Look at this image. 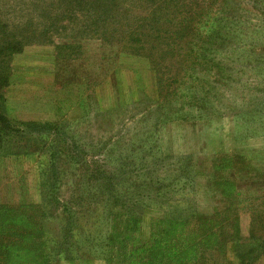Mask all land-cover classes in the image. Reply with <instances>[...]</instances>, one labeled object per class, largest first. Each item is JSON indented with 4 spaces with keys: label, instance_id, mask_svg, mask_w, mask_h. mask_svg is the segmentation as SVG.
Returning <instances> with one entry per match:
<instances>
[{
    "label": "rangeland",
    "instance_id": "1",
    "mask_svg": "<svg viewBox=\"0 0 264 264\" xmlns=\"http://www.w3.org/2000/svg\"><path fill=\"white\" fill-rule=\"evenodd\" d=\"M37 4L42 0H0V116L7 122L0 127V206L28 219L27 229L10 228L26 238L8 242L24 253L19 263L191 264L194 255L198 264H239L231 242L214 253L215 235L185 225L230 222L238 250L264 237L251 228L253 209L264 211V0L228 5L232 17L244 15L236 22L242 29L217 34L212 48L198 44L201 28L189 33L196 42L182 37L172 48L189 57L178 62L99 39L101 31L81 14L65 19L67 29L56 18L46 37L44 30L32 35L28 25L47 19L31 13ZM231 44L248 55L253 50L255 58L232 53ZM201 48L208 58L198 54ZM157 77L166 83L162 93ZM27 123L49 131L31 135ZM53 163L57 188L48 181ZM145 165L152 173H143ZM183 166H190L186 179ZM223 169L228 191L217 186ZM112 171L123 177L115 188L118 205L106 202L97 180ZM64 208L78 219L72 261L61 252L69 242L56 237L67 221ZM252 264H264V253Z\"/></svg>",
    "mask_w": 264,
    "mask_h": 264
},
{
    "label": "trees",
    "instance_id": "2",
    "mask_svg": "<svg viewBox=\"0 0 264 264\" xmlns=\"http://www.w3.org/2000/svg\"><path fill=\"white\" fill-rule=\"evenodd\" d=\"M51 1V0H50ZM56 2L65 3L66 6L64 7H58V5L52 3L49 6L46 5V2L42 0V5L37 4V6L33 5L31 10V13L34 11L38 12L37 14L40 19L42 14L47 15V19L43 22L44 25H39L36 21L35 24L32 22L31 25H26V27L31 31L32 35L37 34L39 32H43V36H47L49 33L48 31L51 30V21L56 20H64L63 27L65 29L69 28L67 26V23L65 19L68 16H76L78 14H81V16L86 17L84 19V22L89 23L92 27L91 29L96 30V32L101 31L99 39L109 41L108 39L112 38L113 40H116L118 42L122 41L125 44L137 45V48L146 53V54H153L155 52H160L162 56L158 59H166V58H175L177 60L176 62L180 61L181 58L185 59L189 57L188 54L178 55L172 48L178 44L183 37V42L191 43L196 42L193 36H190L189 33L191 32H197L199 34V30H201L200 38L198 39V44H200L203 40L206 44L210 45L212 48L216 45H211L213 40H216L218 35L221 34L224 38L226 37V34L223 32L224 30H231V29H242L240 28V24L236 23L238 20H244V15L239 14L237 17H232V12L230 10L229 13H227V7L228 5L231 6L232 2L234 0H54ZM71 1L74 5H71ZM81 1H85L86 5L84 7H81L80 5H77V3H81ZM215 4H219L217 9V13L214 12L213 8ZM6 8V7H5ZM15 7H12V10H14ZM53 12H58L57 15L52 14ZM138 12L144 13L145 17L141 18L138 17ZM221 12V14H220ZM35 18V17H32ZM21 29H23V25H21ZM172 31V32H171ZM198 38V37H197ZM212 40V41H211ZM157 45L159 47H157ZM203 45V44H201ZM229 46V45H228ZM205 47V46H203ZM225 46H222V44H219L217 46L218 50H224ZM232 53H240L241 56L244 57H250L253 58L254 55H250V53L253 52L250 51L249 55L247 51H244L243 53L240 52L241 48H237V46L234 44H231L229 46ZM208 50L206 48H201L198 51V54L203 57V59L208 58ZM167 55V56H166ZM192 54H190L191 56ZM196 56V54H195ZM162 64V62H160ZM197 65V64H196ZM195 67V66H194ZM191 70V69H190ZM193 71V70H191ZM190 71V72H191ZM190 72L186 74L188 78L191 77ZM189 74V75H188ZM160 77L158 79L157 77V85L159 88V92L162 93V91H165V87L163 86L166 83H162L160 81ZM0 115L3 110L2 104V98L0 99ZM189 107L194 106V103H191L188 105ZM196 109V108H194ZM194 111V110H191ZM2 123H7L5 118H2L0 116V127ZM23 128L28 132L29 134L33 135L34 133H42V132H48L49 126L48 125H38L34 123H27L22 125ZM20 128V125H18V130ZM28 148V147H25ZM51 150V147L50 149ZM24 153H27V150L23 149ZM48 152V151H47ZM186 159V158H185ZM143 168V173H152V169H149V166L145 165ZM183 178L186 179L190 176V166H183ZM188 169V171H186ZM49 184L50 188H55L56 184L53 181L57 176V170L55 164H51L49 166ZM119 173V171H112V172H104L99 175L97 180L100 181V190L104 192L106 196V202L110 204L118 205L120 204L119 198L121 196L118 194V192L115 190L116 186L119 185V181H122L123 177ZM228 174L225 173V169L219 170V177L221 179V183L217 184L218 187H221L225 191H228L229 189V181H228ZM152 178L149 177L147 181L150 185L155 184L152 183ZM219 179H217L216 182H218ZM156 188L158 186H162L163 181H160L156 183ZM232 187L236 188V185L233 184ZM57 188V187H56ZM233 188V190H234ZM151 191L150 189H147ZM157 194H159V189H154ZM151 196L150 194H142L140 198L148 199ZM52 199H54V191L52 193ZM138 199V196L136 197V200ZM54 201L58 204V202L54 199ZM130 211L132 210L130 207H128ZM64 213H66V224L65 226L56 233V237L61 239V244L68 243V247L66 250L61 251L66 256L68 255L67 260H74V257L69 252L73 251V246L70 242L75 241L72 239L74 235V231H77V216L75 212H72L71 210L64 208ZM67 210V211H66ZM127 210V214H131L133 211L130 212ZM254 216L253 221L251 220V228L253 229V234L258 232H264V211L261 212L259 209L256 208L253 209ZM220 211H217V217L220 215ZM224 212L221 213L223 215ZM43 217L42 215H39ZM39 217L38 219H40ZM28 220L25 219L24 215L21 213H16L10 210V208H6L4 206H0V264H20V255L24 253H16L20 250L15 248L12 245H9L8 242L12 240V237L17 238L18 240H23L25 237H20L18 235V232H13L10 230L12 225H22L25 229L30 227L26 222ZM209 220V218L207 219ZM218 220H221V218H218ZM218 223V221H217ZM207 225H189L186 224V227H192L194 229H202L203 232L212 234L216 236V243L217 246L214 248V253H218L222 251L221 247L218 246V244L223 245L227 244L228 242H231V251L238 253L240 263L239 264H252V260L257 258V255H260L261 253H264V237H255V244L254 248L247 249L242 248L241 250H238V246H242V244L238 243V239H235V233L233 231V227L228 222L225 226L223 225H211L210 222L207 221ZM204 226V227H203ZM187 230V229H186ZM190 233L189 231H186L185 233ZM54 233V234H55ZM256 235V234H255ZM251 236V238H253ZM226 238L228 240H226ZM16 239V240H17ZM15 241V240H14ZM8 243V244H7ZM249 246V245H248ZM199 249L198 246H196V250ZM206 248H202V253L206 252ZM10 253V255H6V253ZM47 256V255H46ZM50 256V255H48ZM47 256V257H48ZM41 258V262H48L45 258V256L39 255ZM194 255H191L190 263L191 264H198V260L194 261ZM81 261L83 260L80 258ZM40 262V261H39Z\"/></svg>",
    "mask_w": 264,
    "mask_h": 264
},
{
    "label": "crops",
    "instance_id": "3",
    "mask_svg": "<svg viewBox=\"0 0 264 264\" xmlns=\"http://www.w3.org/2000/svg\"><path fill=\"white\" fill-rule=\"evenodd\" d=\"M263 185H264V184L261 183L260 187L263 186ZM236 188L239 190L240 185H238V186L236 185ZM238 190H237V191H238ZM238 192H239V191H238ZM260 195H261V193H260Z\"/></svg>",
    "mask_w": 264,
    "mask_h": 264
}]
</instances>
